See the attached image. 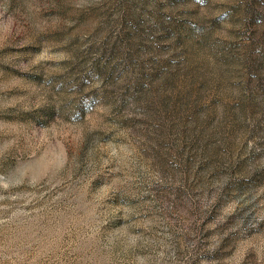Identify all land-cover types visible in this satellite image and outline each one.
Here are the masks:
<instances>
[{
	"label": "rangeland",
	"instance_id": "374dc122",
	"mask_svg": "<svg viewBox=\"0 0 264 264\" xmlns=\"http://www.w3.org/2000/svg\"><path fill=\"white\" fill-rule=\"evenodd\" d=\"M0 264H264V0H0Z\"/></svg>",
	"mask_w": 264,
	"mask_h": 264
}]
</instances>
